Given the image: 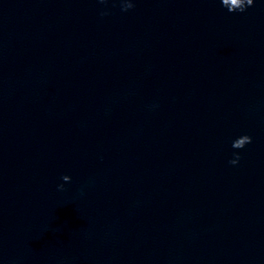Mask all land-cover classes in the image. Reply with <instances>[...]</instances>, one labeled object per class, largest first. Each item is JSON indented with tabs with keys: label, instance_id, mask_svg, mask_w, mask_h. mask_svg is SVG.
<instances>
[{
	"label": "clouds",
	"instance_id": "1",
	"mask_svg": "<svg viewBox=\"0 0 264 264\" xmlns=\"http://www.w3.org/2000/svg\"><path fill=\"white\" fill-rule=\"evenodd\" d=\"M101 3L104 2V0H100ZM221 5L228 10L230 13L234 12H245L247 8L251 7L254 3V0H220ZM134 7V4L131 2H128V0H122V11H128ZM103 15V13H102ZM252 142V137L248 135H242L235 139L232 142V148L234 149H243L247 144H250ZM241 157L239 152L233 153V159L229 161L230 164L236 165L239 163ZM62 179L65 182L70 181V177L67 175H64ZM59 188L62 190L63 185H60Z\"/></svg>",
	"mask_w": 264,
	"mask_h": 264
}]
</instances>
